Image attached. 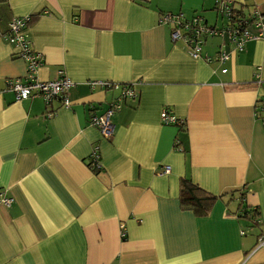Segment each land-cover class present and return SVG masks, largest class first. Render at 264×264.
Returning a JSON list of instances; mask_svg holds the SVG:
<instances>
[{
	"label": "crops",
	"instance_id": "crops-1",
	"mask_svg": "<svg viewBox=\"0 0 264 264\" xmlns=\"http://www.w3.org/2000/svg\"><path fill=\"white\" fill-rule=\"evenodd\" d=\"M223 2L264 21V0H0V195L12 199L0 201V264H264V40L220 64L205 57L226 40L195 58L159 22L220 27ZM25 16L44 55L37 78L73 82L67 106L5 89L25 72L7 23ZM126 84L137 96L120 100L104 139L90 118ZM163 110L183 124H162ZM182 181L215 197L206 215L182 205Z\"/></svg>",
	"mask_w": 264,
	"mask_h": 264
},
{
	"label": "built area",
	"instance_id": "built-area-1",
	"mask_svg": "<svg viewBox=\"0 0 264 264\" xmlns=\"http://www.w3.org/2000/svg\"><path fill=\"white\" fill-rule=\"evenodd\" d=\"M235 8L229 2H223L220 7L221 15L224 18V25L209 26L200 16L186 18L182 14L162 13L159 17V22L170 26V38L172 41H184L190 50L192 57H202L201 46L211 37H219L226 40V44L230 48L226 51L225 41L224 47L221 46L213 57H205V60L223 64L228 61L234 52L241 51L244 45L251 40H264V21H261L259 16L251 15L253 20L252 25L255 32L248 29L249 22L245 19H240V15L234 11ZM255 16V17H254ZM30 22V17H12L7 23L5 34L6 41L18 49L17 57L22 59L25 64L24 75L19 78H13L7 81L6 90L14 94L16 101H21L29 98H39L46 105H49L54 100H61L62 104L67 106V91L73 85V82L65 76L63 70L58 71V77L53 80L42 81L37 78L38 69L44 63V55L37 52L32 47V42L27 31V26ZM225 72L226 69H222ZM90 88L100 87L108 88L111 83L108 81L91 80L87 82ZM137 96L134 91L133 84L122 86L120 95L113 100L108 108L99 116L93 115L90 118V124L95 126L104 139H109L113 136L114 125L111 121V116L114 110L118 107L120 100L126 98H135ZM255 116L264 123V98H262L255 108ZM160 121L164 125L181 126L183 120L169 114L167 111H161L159 115ZM88 166L94 170H100L101 164L99 154L96 148H93ZM169 166H164L161 174H168ZM0 201L8 206L12 199L5 198L0 195ZM264 244V240L260 242Z\"/></svg>",
	"mask_w": 264,
	"mask_h": 264
},
{
	"label": "trees",
	"instance_id": "trees-1",
	"mask_svg": "<svg viewBox=\"0 0 264 264\" xmlns=\"http://www.w3.org/2000/svg\"><path fill=\"white\" fill-rule=\"evenodd\" d=\"M235 12H237L238 15H240V19L242 20H246L249 22V25H252L253 20H251V15L246 16V15H242V10L241 9H235ZM255 16H259L258 14H256ZM254 16V17H255ZM261 18V15L259 16ZM31 20V18H30ZM7 30V29H6ZM6 34V31H5ZM264 98V97H262ZM258 99L255 102V108L257 107L258 102L262 99ZM180 200L183 206L189 207V208H193L195 212L199 215H206L208 213V211L211 209L212 204L215 201V197L211 196L207 193H204L202 190H200L199 188H197L196 186H194L193 184H191L189 181H182L181 182V188H180ZM248 215V214H247ZM250 218H254L252 219L254 222H256L257 218V214L256 212H251Z\"/></svg>",
	"mask_w": 264,
	"mask_h": 264
}]
</instances>
